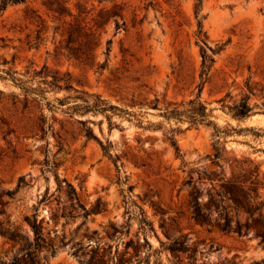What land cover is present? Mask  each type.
Masks as SVG:
<instances>
[{"label": "rangeland", "instance_id": "1", "mask_svg": "<svg viewBox=\"0 0 264 264\" xmlns=\"http://www.w3.org/2000/svg\"><path fill=\"white\" fill-rule=\"evenodd\" d=\"M63 1L74 14L81 4L87 19L100 10L109 12L96 30L90 61L69 54L63 26L45 0H0V185L17 189L9 208L12 219L20 220L38 205L39 217L52 228L49 208L66 200L64 190H56L57 181L62 187L69 182L87 209L99 208L73 241L93 245L96 237L82 236L87 227L113 250L117 244L121 248L122 239H108L109 224L119 228L130 223L126 240L137 231L143 213L153 224L147 233L151 264H264V245L256 238L196 224L190 189L183 184L189 171L196 179L203 169H218L213 164L217 158H249L264 173V112L255 108L237 119L222 107V102L240 100L248 86L251 104L263 100L264 0H202L203 38L217 51L198 99L220 132L212 125L190 126L185 118L164 115L175 106L187 108L198 94L202 57L194 0ZM53 74L65 75L74 88L131 111L112 116L123 130L110 129L101 112L71 113L67 106L80 101L73 98L77 92L48 84ZM25 88L34 93L26 95ZM86 126L103 144L109 143L108 151L85 136ZM171 130L182 158L167 140ZM112 156H117V165ZM20 177L23 182L17 188ZM45 191L51 203H39ZM63 221L56 225L59 231ZM81 221L76 217L64 230ZM179 238H184L183 245ZM170 246L187 250L171 252ZM14 251L15 246L0 237V260ZM48 264L80 261L68 244L50 256Z\"/></svg>", "mask_w": 264, "mask_h": 264}, {"label": "trees", "instance_id": "2", "mask_svg": "<svg viewBox=\"0 0 264 264\" xmlns=\"http://www.w3.org/2000/svg\"><path fill=\"white\" fill-rule=\"evenodd\" d=\"M45 5L47 10L51 11L63 26L62 35L65 36V46L69 54L76 59L92 60L93 51L97 46L96 30L107 21L109 12L100 10L96 15L87 19V14L82 10L81 4L77 5V13L75 14L70 12L63 0H45ZM193 8L197 24L196 35L198 40L201 41L200 51L202 57L198 94L188 101L187 108L175 106L165 112L164 115L177 121L185 118L189 121L190 126L195 124L212 125L217 132H220L221 130L217 124L210 119L211 114L206 104L198 99L202 83L206 80L213 61L212 53L216 52L217 49L207 47L203 38L202 20L204 14L201 10L202 0H194ZM66 17H69V19L67 20ZM207 49L210 50V53ZM41 73L45 72L41 71ZM47 83L57 88L77 92L73 98H75V101L78 99L80 101L67 106V108L72 109L71 113L75 111L80 113L101 112L107 117L110 129L116 127L123 130L120 124L112 120L113 115L124 117L132 114L127 108L111 104L97 94H90L74 88L65 75L53 74ZM251 91L252 88L248 86V92L240 100L231 104L222 102V107L227 108L228 113L237 119L253 114L256 112L255 108H259L261 112H264V95L259 104H251L249 102ZM33 93V89L25 88L26 95ZM36 93L37 97H42L43 90ZM172 131L167 135V140L174 149L176 157L182 158L181 150ZM223 132L227 133L226 131ZM84 133L87 138L98 140L89 126L84 128ZM99 143L105 151H108L109 143L103 144L101 141ZM111 158L114 164L117 165V156ZM213 164H216L218 169H203L196 179L189 171L188 178L183 182L190 189L188 202L191 209V218L201 226L215 228L223 233H235L239 236L256 238L259 243L264 245V173L260 169V164L249 158L237 157L231 162L228 160L221 162L217 158ZM22 182L23 177H20L17 188H20ZM64 185L65 187H62L60 182L57 181L56 190H64L65 202L59 200L56 206H50L49 208L50 218L54 223L52 228H48V220L45 221L43 217H39L38 205H32L30 213H23L20 220L12 219V212L9 211V208L17 189H3L0 185V237L15 246L12 256L7 260H0V264H48L49 257L54 255L59 248L68 244H70L72 254L79 258L80 264H151L150 257L153 249L147 238V233L153 231V224L147 220L143 213L137 219V231L126 240H123V238L130 234V223H126L119 228L112 223L109 224L105 233L108 239H122L121 248L117 244L113 250V245L103 242L102 238L95 236L96 230L89 233L87 227L84 228L82 236L87 239L96 237L95 243L84 245L82 241H73V236L82 228L89 214L92 211H98L99 208L95 206L87 209L80 201L74 187L69 182ZM203 194L206 195L205 200L201 199ZM43 201H50L47 197V191L44 192L39 203ZM78 209L82 211L81 214L76 213ZM78 216L82 217V221L75 228L66 232L64 230L65 225L72 223L73 219ZM61 218L64 219L61 223L63 228L59 231L56 225ZM139 231L143 232L142 239L139 237ZM177 242L183 245L185 240L179 238ZM168 249L177 253L187 250L183 247L173 248L171 246ZM188 264H191V262Z\"/></svg>", "mask_w": 264, "mask_h": 264}]
</instances>
